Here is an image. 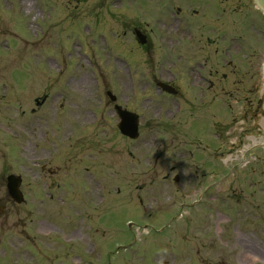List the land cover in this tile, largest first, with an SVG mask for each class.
I'll list each match as a JSON object with an SVG mask.
<instances>
[{
	"label": "rangeland",
	"instance_id": "obj_1",
	"mask_svg": "<svg viewBox=\"0 0 264 264\" xmlns=\"http://www.w3.org/2000/svg\"><path fill=\"white\" fill-rule=\"evenodd\" d=\"M147 5L0 0V259L23 230L37 249L54 243L56 253L38 251L40 264L264 262V159L246 154V169L229 166L251 144L245 129L256 136L261 115L243 118L253 80L238 73L245 63L226 80L218 72L200 106L192 66L179 71L176 94L160 92L156 82L170 77L164 33ZM135 24L152 29L151 49L123 32ZM113 102L139 115L137 138L119 132ZM218 171L227 179L211 185ZM8 173L22 176L30 203L38 189L72 200V213L57 218L62 232L37 239L52 215L33 231L30 204L3 196Z\"/></svg>",
	"mask_w": 264,
	"mask_h": 264
},
{
	"label": "flooded vegetation",
	"instance_id": "obj_2",
	"mask_svg": "<svg viewBox=\"0 0 264 264\" xmlns=\"http://www.w3.org/2000/svg\"><path fill=\"white\" fill-rule=\"evenodd\" d=\"M117 2L120 3L121 0ZM146 2L160 18L158 22H162L164 49L175 47L177 59L182 60L183 64H188L190 56L187 52L196 44L197 57L193 61L195 67L193 70L190 68L194 71L195 80L190 86L195 94L198 92L197 101H201L204 95H210L216 88L215 75L218 72L225 80L228 75L234 73V53L236 64L245 63L238 73L249 75V79L253 80L249 91L255 95L245 99L244 120L246 123L255 120L263 111L259 107L262 99L258 95V90L262 80L260 72L264 54V15L256 1L146 0ZM167 61L171 62L169 57ZM204 88L207 90L206 94L200 93ZM252 127L256 129V134L264 133L260 122ZM248 129L253 131L251 128ZM247 134L245 129V135ZM39 225L35 230L42 229ZM47 231L48 229L43 230L42 234L46 235ZM45 238L51 239L50 236Z\"/></svg>",
	"mask_w": 264,
	"mask_h": 264
},
{
	"label": "water",
	"instance_id": "obj_3",
	"mask_svg": "<svg viewBox=\"0 0 264 264\" xmlns=\"http://www.w3.org/2000/svg\"><path fill=\"white\" fill-rule=\"evenodd\" d=\"M259 1L264 9V0H259ZM118 113L121 118V121L118 124V127L120 128L121 132L132 138L136 137L137 136V124H138L136 115L126 112L124 110H118ZM10 179H12V177H9V180ZM13 186H16V185L13 184ZM10 187H12V184H10Z\"/></svg>",
	"mask_w": 264,
	"mask_h": 264
}]
</instances>
